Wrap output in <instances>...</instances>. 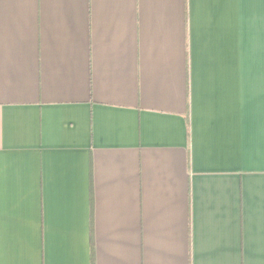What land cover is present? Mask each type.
Wrapping results in <instances>:
<instances>
[{
    "label": "crops",
    "instance_id": "crops-1",
    "mask_svg": "<svg viewBox=\"0 0 264 264\" xmlns=\"http://www.w3.org/2000/svg\"><path fill=\"white\" fill-rule=\"evenodd\" d=\"M5 185L32 264H264V0H0Z\"/></svg>",
    "mask_w": 264,
    "mask_h": 264
},
{
    "label": "clouds",
    "instance_id": "clouds-1",
    "mask_svg": "<svg viewBox=\"0 0 264 264\" xmlns=\"http://www.w3.org/2000/svg\"><path fill=\"white\" fill-rule=\"evenodd\" d=\"M27 189L10 191L0 186V264H32L29 256L31 249V223L26 209ZM15 209L11 216L14 226L7 222V209Z\"/></svg>",
    "mask_w": 264,
    "mask_h": 264
}]
</instances>
